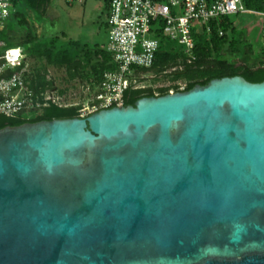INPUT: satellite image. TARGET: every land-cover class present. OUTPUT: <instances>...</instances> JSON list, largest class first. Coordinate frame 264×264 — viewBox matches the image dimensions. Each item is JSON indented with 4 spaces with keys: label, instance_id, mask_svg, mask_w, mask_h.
Segmentation results:
<instances>
[{
    "label": "water",
    "instance_id": "obj_1",
    "mask_svg": "<svg viewBox=\"0 0 264 264\" xmlns=\"http://www.w3.org/2000/svg\"><path fill=\"white\" fill-rule=\"evenodd\" d=\"M0 264H264V80L0 128Z\"/></svg>",
    "mask_w": 264,
    "mask_h": 264
},
{
    "label": "trees",
    "instance_id": "obj_2",
    "mask_svg": "<svg viewBox=\"0 0 264 264\" xmlns=\"http://www.w3.org/2000/svg\"><path fill=\"white\" fill-rule=\"evenodd\" d=\"M50 1L12 0L11 14L0 30V38L7 47L22 46L28 57L36 63L32 68L30 82L36 94L57 87L55 78L49 77V66L63 68L68 81L79 80L95 89L103 72L115 68L111 54L103 46H90L67 38L63 33H41L44 27L35 25L30 20V13L35 10L43 14ZM242 3L247 9L264 12V0H242ZM211 24V32L202 27L194 34L195 58L190 61L182 46L164 35L159 27L155 34L159 39V49L153 65L146 71L163 74L173 81L184 78L186 85L183 89H180L179 84L162 86L157 88L158 92L152 87L129 88L124 93V105L134 104L144 96L165 94L171 88L174 91L188 90L217 77L242 75L252 82L263 81L264 47L255 49L253 43L244 37L243 31L235 26L231 16L214 19ZM219 30L224 34L220 35ZM228 55L235 59H229ZM65 92L66 88L59 89V94ZM82 107V104L65 105L52 100L45 101L39 111L29 118L1 114L0 128L39 120L80 117Z\"/></svg>",
    "mask_w": 264,
    "mask_h": 264
},
{
    "label": "built area",
    "instance_id": "obj_3",
    "mask_svg": "<svg viewBox=\"0 0 264 264\" xmlns=\"http://www.w3.org/2000/svg\"><path fill=\"white\" fill-rule=\"evenodd\" d=\"M65 1L72 3L77 0ZM104 1L108 9V40L104 47L111 54L115 68L103 72L94 90V101L80 109V117L124 105L125 91L142 87L140 77L153 65L159 49V39L155 36L159 27L169 39L183 46V52L190 61L195 58L194 34L202 27L211 32L212 20L241 13L258 14L264 18V12L247 9L242 0ZM11 10L12 0H0V30ZM219 34L224 32L219 30ZM33 66L29 64L22 46L7 47L0 38V115L29 118L28 112L37 113L41 104L49 100L70 105L65 102L67 88L59 87L57 83L53 90L39 95L34 92L30 86ZM64 88L66 92L59 94V89Z\"/></svg>",
    "mask_w": 264,
    "mask_h": 264
},
{
    "label": "rangeland",
    "instance_id": "obj_4",
    "mask_svg": "<svg viewBox=\"0 0 264 264\" xmlns=\"http://www.w3.org/2000/svg\"><path fill=\"white\" fill-rule=\"evenodd\" d=\"M107 12L104 0H77L72 3H67L65 0H51L43 11L44 15L33 10L30 13V20L35 25L44 27L40 31L43 34L63 33L65 37L79 40L84 44L104 47L108 40ZM231 18L235 26L243 31L244 37L253 43L255 49L264 47V18L253 13L231 15ZM227 57L231 60L235 59L229 55ZM28 61L31 65L36 64L29 57ZM48 71L49 75L55 78L57 86L67 88L66 103L82 104L84 108L88 106L93 99L95 89L85 82L82 84L78 80L68 81L63 68L49 66ZM139 84L142 87H152L158 92V87H172L174 84H179L183 89L186 80L180 78L173 81L163 74L157 75L153 71H145L140 77ZM28 114L32 116L34 112H28Z\"/></svg>",
    "mask_w": 264,
    "mask_h": 264
},
{
    "label": "crops",
    "instance_id": "obj_5",
    "mask_svg": "<svg viewBox=\"0 0 264 264\" xmlns=\"http://www.w3.org/2000/svg\"><path fill=\"white\" fill-rule=\"evenodd\" d=\"M107 22V21H106ZM107 24V23H106ZM107 29H108V26H107Z\"/></svg>",
    "mask_w": 264,
    "mask_h": 264
}]
</instances>
